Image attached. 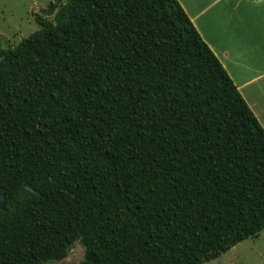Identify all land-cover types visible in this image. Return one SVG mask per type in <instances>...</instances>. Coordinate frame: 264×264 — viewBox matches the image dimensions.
<instances>
[{"label":"trees","instance_id":"trees-1","mask_svg":"<svg viewBox=\"0 0 264 264\" xmlns=\"http://www.w3.org/2000/svg\"><path fill=\"white\" fill-rule=\"evenodd\" d=\"M63 1L0 50V264L76 242L205 264L257 237L264 130L177 0Z\"/></svg>","mask_w":264,"mask_h":264},{"label":"crops","instance_id":"crops-1","mask_svg":"<svg viewBox=\"0 0 264 264\" xmlns=\"http://www.w3.org/2000/svg\"><path fill=\"white\" fill-rule=\"evenodd\" d=\"M264 130V0H177Z\"/></svg>","mask_w":264,"mask_h":264},{"label":"rangeland","instance_id":"rangeland-1","mask_svg":"<svg viewBox=\"0 0 264 264\" xmlns=\"http://www.w3.org/2000/svg\"><path fill=\"white\" fill-rule=\"evenodd\" d=\"M54 0H0V50L15 47L22 39L39 30L34 15ZM65 2V0L63 1ZM48 20H52L50 17ZM3 210V205H0ZM85 248L76 242L63 261L47 264H82ZM205 264H264V230L255 238L237 244L216 260Z\"/></svg>","mask_w":264,"mask_h":264},{"label":"water","instance_id":"water-1","mask_svg":"<svg viewBox=\"0 0 264 264\" xmlns=\"http://www.w3.org/2000/svg\"><path fill=\"white\" fill-rule=\"evenodd\" d=\"M1 206L3 205V207H5V202L3 201V203L0 204ZM1 208V207H0ZM1 210V209H0Z\"/></svg>","mask_w":264,"mask_h":264}]
</instances>
